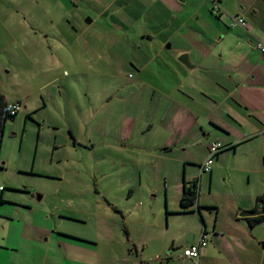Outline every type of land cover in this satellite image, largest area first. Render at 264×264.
Segmentation results:
<instances>
[{"label": "rangeland", "instance_id": "1", "mask_svg": "<svg viewBox=\"0 0 264 264\" xmlns=\"http://www.w3.org/2000/svg\"><path fill=\"white\" fill-rule=\"evenodd\" d=\"M246 5L257 13L246 11L245 29L252 19L264 24V0ZM231 22L216 17L209 0H0V93L7 107L24 108L2 131L0 185L9 205L0 206V226L12 230L25 218L53 226L60 217L54 215L68 216L75 222L58 227L86 240L76 243L88 264H158L156 256L164 258L163 246L178 235L165 220V210L171 212L162 176L171 164L146 161L162 134L134 141L148 149L132 165L111 145L118 126L128 134L129 116L145 122V111H161L152 105V90L170 92L183 77L189 85L207 83L209 69L242 48L237 36L244 30ZM254 35L264 44V35ZM182 55L196 70L178 63ZM204 160L194 159L187 179L201 180L197 164ZM118 161L125 167L114 166ZM173 165L179 176L181 167ZM223 180L219 173L212 191H227ZM205 192L201 201L209 202ZM23 237L12 249L1 245L0 264H64L51 233L24 226Z\"/></svg>", "mask_w": 264, "mask_h": 264}, {"label": "crops", "instance_id": "2", "mask_svg": "<svg viewBox=\"0 0 264 264\" xmlns=\"http://www.w3.org/2000/svg\"><path fill=\"white\" fill-rule=\"evenodd\" d=\"M251 1L253 3V0H218L222 10L218 17L226 15L229 20L238 15L246 19L244 14L247 10L251 16L256 15L253 6L246 9V4L252 5ZM252 20L250 29L241 28L244 31H239L237 36L242 48L230 50V57L226 61L209 69L211 79L207 83L204 79H193L189 85V77H183L170 92L158 93L152 90V105L158 103L161 105V111L155 114L150 110L145 111V122L136 121L134 117L129 116L128 134L124 135L121 125L115 133L111 147L122 155L124 161L130 162V165L135 161L133 157L136 154L139 156L148 149L147 146L134 142L139 136L155 132L162 134L158 151L147 154L146 161L155 160L157 163L171 164L170 169L165 172L164 167L159 166L160 172H164L162 177L166 183V201L171 212L165 210L167 228L178 235L171 238L168 246H163V249L169 250L164 258L156 256L158 264H264V56L254 48V43L258 41L254 34L264 35V24ZM261 27L263 32L257 33L256 28ZM241 34L242 37L245 35L248 41H243ZM144 86L146 93L149 87ZM202 86H206L209 93L204 92ZM187 88L199 93L187 94ZM135 100L137 99L125 100L124 107L131 105ZM125 115H122L123 121ZM213 142L221 143L225 150L215 157L210 173H201L200 166L208 157L207 148ZM241 148L246 150L244 155L240 152ZM137 150L140 152H136ZM176 152L180 157H169ZM199 155L205 159L197 164L201 180L198 181L196 177L187 179L192 173L189 168L195 164L193 161ZM173 164L181 167L179 176L175 173ZM116 165L125 167L124 162L118 161L114 163V166ZM219 173L224 175L223 186L227 191L214 192L211 189L214 178ZM201 175L205 177L202 178ZM195 181H198L199 187L196 200L194 205L183 213L180 205L183 188L190 187ZM203 190L206 191L204 194L209 202L201 201ZM2 197L3 205H9V200L4 194ZM195 206L199 208V214L195 211ZM115 209L113 207V210ZM258 210H262L263 214L239 218L242 211ZM57 216L60 217L57 221L53 220V226L37 224L36 221L26 218L19 227L12 230L11 224L0 226V247L6 242L5 247L12 249L14 242L19 244L25 239L24 226H33L36 231L40 229L41 232L55 236L57 242H53V247L58 246L62 251L64 264H88L84 254H80V251L86 250L76 243H86V240H77L58 227L65 221L75 222L72 220L74 218L54 215L56 218ZM186 216H191L192 219L188 221ZM4 219L12 223L13 214ZM79 223H85V220ZM203 233L207 245L200 249L198 259H183L182 250L194 245ZM127 236L129 239V234ZM185 236L190 238L184 241L182 237ZM75 249L79 251L77 255L74 254ZM44 255L47 256L45 252Z\"/></svg>", "mask_w": 264, "mask_h": 264}, {"label": "trees", "instance_id": "3", "mask_svg": "<svg viewBox=\"0 0 264 264\" xmlns=\"http://www.w3.org/2000/svg\"><path fill=\"white\" fill-rule=\"evenodd\" d=\"M211 11H212V9H211ZM212 13L215 14L216 17H218V16H220L222 14L221 13L220 15H218V14H216L213 11H212ZM236 16H238V15H236ZM257 42H259V41H257ZM257 42H255L254 44H256ZM15 104H17V103L12 104L10 107L12 108V106H15ZM10 107H7L6 106V102H5L4 96L0 93V144H1L2 131H3V128H4L5 124H6V122L8 120L13 121L15 119V117L20 113L19 112V113H13V114H11V111L12 110L10 109ZM22 110H23V108H22ZM213 143H218V144H220L222 146V149L220 151H218L217 153H215V157H216L219 153H221L222 151H224L225 148L219 142H213ZM208 157H209V153H208ZM215 157H214V159H215ZM213 162H214V160H213ZM203 163H202V165H203ZM202 165L200 166V171H201ZM212 166H213V164H212ZM212 166H211V169H212ZM2 169H3V167H2V164H1L0 165V170H2ZM205 174H208V173H205ZM4 191H5V187H3V186L0 185V206L4 204V200H3V197H2L3 194H4ZM197 191H198V181L192 182V184H191L190 187H185L184 186V188H183V195H182L181 200H180L181 210H182L183 213H185L191 206L194 205V200H196V197H197V194H198ZM195 211L197 212V214H199V208H197L196 206H195ZM190 212H192V211H190ZM201 221H202V219H201ZM202 238L205 239L206 245H207V239H206V236L204 235V233H203V235L200 237V239L194 245H197ZM194 245H191V246H194ZM191 246H189V247H191ZM189 247H187V248H185V249L182 250V258L183 259H187V258L184 257V252ZM205 247H203V248H205ZM203 248H200V249H203ZM199 253H200V250H199ZM197 259L198 258H196V259H189V260H197Z\"/></svg>", "mask_w": 264, "mask_h": 264}, {"label": "built area", "instance_id": "4", "mask_svg": "<svg viewBox=\"0 0 264 264\" xmlns=\"http://www.w3.org/2000/svg\"><path fill=\"white\" fill-rule=\"evenodd\" d=\"M209 1L211 2L212 11L215 12L216 14L220 15L222 13V10L219 6L218 0H209ZM231 19H232V22H231L230 27L232 29H235V28L245 29L246 21L243 17L233 16V17H231ZM254 48L256 50H258L262 55H264V44L257 42L256 44H254ZM22 108L23 107L21 104H19V103L15 104V106H12V108H11V110H12L11 114L21 112ZM221 149H222V146L218 143H211L208 146L209 157L206 159V161L203 163V165L201 167L202 173H209L211 171V166L213 164L215 153H217ZM202 239L200 240V242L197 245L191 246L187 250H185V252H184L185 258H187V259L198 258L200 248H203L206 246L205 239L204 238H202Z\"/></svg>", "mask_w": 264, "mask_h": 264}, {"label": "water", "instance_id": "5", "mask_svg": "<svg viewBox=\"0 0 264 264\" xmlns=\"http://www.w3.org/2000/svg\"><path fill=\"white\" fill-rule=\"evenodd\" d=\"M88 24H90V21L88 19H86L85 21ZM178 63L181 64L183 67H185V69H187L188 71H192L195 69V67L190 64L187 55H182L178 58ZM41 197H38V199H40ZM263 214V211L258 210L255 212H247V211H242L239 214V218H249V217H256V216H260Z\"/></svg>", "mask_w": 264, "mask_h": 264}]
</instances>
